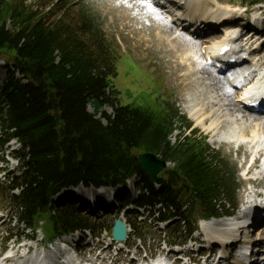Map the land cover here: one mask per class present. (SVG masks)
Masks as SVG:
<instances>
[{"label":"trees","instance_id":"1","mask_svg":"<svg viewBox=\"0 0 264 264\" xmlns=\"http://www.w3.org/2000/svg\"><path fill=\"white\" fill-rule=\"evenodd\" d=\"M63 28L48 25L21 0H0V57L9 72L0 88V147L11 138L21 145L20 171L6 177L8 188L0 183V196L13 203L19 224L35 234L43 224L49 240L94 227L77 207L57 206L51 197L79 184L115 187L133 176L142 191L136 204H161V217L179 216V226L227 212L222 201L234 205L236 187L205 138L180 130L172 142L176 124L189 123L155 85L127 94L131 100L123 103L115 58L101 44L98 57L87 52L77 39L64 37ZM104 105L112 108V115L101 112L106 125L95 117ZM142 151L172 163L159 188L138 165Z\"/></svg>","mask_w":264,"mask_h":264},{"label":"rangeland","instance_id":"2","mask_svg":"<svg viewBox=\"0 0 264 264\" xmlns=\"http://www.w3.org/2000/svg\"><path fill=\"white\" fill-rule=\"evenodd\" d=\"M21 1L28 9L44 15L45 23L48 25H64L63 36L67 37L69 35L70 37L77 39L87 47V52H92L94 56L98 57L99 44H101L104 50H107L112 56H114L116 63H118L119 70V74L115 79V85L121 89L123 96L127 95L125 90H130L132 93H135L140 87H146L149 85L152 79L160 81L162 93H164L169 98L170 102L175 104L180 113L190 121L192 125L191 128L195 127L198 130L197 135L207 137L209 146L220 153L221 158L229 169L230 174L228 177H232L234 184L238 187L235 192V198L238 204L237 208L240 207L245 192L247 191L248 195L249 191L252 190H248V186L245 185L240 176L242 159L243 157L245 158V155L250 156V154L246 152L245 147L239 149L241 153H235V148H232L233 145L229 146L232 142L227 141L231 134L230 131L227 133L228 128L225 129V125L222 126L221 129L218 128V132H211L206 131L201 125L195 124L194 120L188 114L187 106L190 104L189 100L192 98L190 93L192 91L196 93V89L192 84H182V77H176V75L171 72V66L175 65V61H179L178 55L182 54L184 51L187 52L188 50L193 49L197 58L199 57L198 43L195 44V41L183 34L184 37H182V35L181 39H179L181 47L174 50V53H171V48L169 53V47L166 45L165 41L168 39V44L171 47L174 43L173 36L176 33L178 34L179 30H176L175 23L171 24L165 22L160 12L156 9H152L154 6L148 5L145 0H63L54 7L52 6L54 0ZM216 1L227 3V0ZM217 3L223 6L219 2ZM231 6H238V3H235L234 5L232 4ZM242 10L243 9H241L240 6L237 10L236 8H233L232 11H234V14L236 15L237 11L241 13ZM260 10L264 12V7L261 6ZM170 25L174 26V30H172V28L170 29ZM203 43L204 42L200 43V48ZM206 43L208 44L209 42L207 41ZM172 55H177V57L172 58ZM122 56L128 57L129 59H123L121 58ZM198 60L200 61V57ZM99 66L101 67V70L105 68V64L102 61L99 63ZM180 72L181 70L177 73ZM8 73L6 64L2 60V57H0V87L6 81ZM199 75L202 74L200 73ZM122 102L125 103L126 101L122 100ZM88 111L94 113L91 106L88 107ZM101 111L107 115L112 113V109L109 105L102 106L100 112ZM254 116L255 115H252L251 118H259L258 116ZM103 122L106 123L105 119ZM187 133L188 131L185 132V134ZM178 136L179 131H174L171 140L175 141ZM215 139L219 141H213ZM18 150L19 146L12 140L5 148L0 150V159L3 160V162H0L1 182L4 180L3 173L15 174L18 171L19 165L17 164V161L10 156L13 151ZM243 152L245 155H243ZM171 165L172 164L169 163L167 167H171ZM136 184L137 179H134L131 180L130 184L126 182L124 187H118L116 196L119 197L118 199L120 200V203L124 202L127 198H131L132 200L137 199L138 191L135 188ZM252 184L254 187L263 185L262 181L260 185ZM78 189H82L85 192H93L92 189L84 187H76L74 190ZM257 191L259 193L261 192V190ZM78 192L82 191L79 190ZM63 194H65V192L56 195L54 197L55 202L58 204H64L61 203L63 200H58V197L63 196ZM107 196L111 197L110 191L109 194L107 193L106 196L103 197V199H106ZM119 208L120 205L116 202L113 207L111 206L107 209L102 206L99 212L92 214L94 217L100 216L101 218L95 220L93 217L92 221H95L96 225L99 221H103L104 225H111L116 218ZM127 209L130 211L128 214L129 218L133 220L134 217L137 216V213L133 211L134 208L132 206H129ZM0 210L3 213V217L0 219V245H6L8 249H11L15 238L7 242V237L9 235H25L28 231H24V227L15 222L14 209L9 200H3L0 198ZM81 210L83 211L82 216H84L86 211L90 213L89 209L86 207H83ZM152 212H150L151 214H148L145 211L143 217H140L137 220H142L136 224L138 227H141V229L130 231L129 238L126 242L128 245H134V247H137L140 250V253L144 254L140 255L141 257L139 258L149 254H156L158 250L163 247V244L160 243L161 240L165 241L167 239L172 240L175 238L171 234V229L167 231L163 225L155 226L154 221L151 219ZM215 220L207 222L213 223ZM143 228L146 229V232H142L140 239H136L135 233L141 231ZM164 232H166V235H164ZM96 235L97 237L94 238V241L96 242L100 240L99 243L96 242L98 243V248L101 249L104 247L96 255L100 258L103 253H106L105 255L107 257H114L115 253L112 252L111 254L113 255L108 254L109 250L106 252V246L102 242L104 241L103 237L107 236V233L102 232ZM256 235L257 234H255V236ZM28 236H30L29 233L25 235L19 243H25V246H32L33 248L37 246V249L41 250L40 242L44 238L42 231L40 230L38 235L32 241L26 239ZM194 236H196V234L191 237L193 238ZM155 244H158V249H156ZM189 246L190 245H187L186 247ZM88 248L91 249L92 247ZM84 249L85 252H88L89 250L86 248ZM20 251L21 249L19 252ZM111 251L114 250L111 249ZM13 252H15V248H13ZM137 253H139V251Z\"/></svg>","mask_w":264,"mask_h":264},{"label":"bare ground","instance_id":"3","mask_svg":"<svg viewBox=\"0 0 264 264\" xmlns=\"http://www.w3.org/2000/svg\"><path fill=\"white\" fill-rule=\"evenodd\" d=\"M216 0H189V6H190V13L188 15L189 21L199 19L201 15H209L211 14L212 16L216 15L217 13L214 12V9L218 11L219 13L225 14L227 18H232L229 22L234 25L241 26L243 25V28L246 27V24L243 21V18L239 16V14L236 13L234 14L233 8H229L227 6H221L219 5ZM220 3V2H219ZM202 4V5H200ZM221 4V3H220ZM209 5V6H208ZM211 5V6H210ZM152 9H156L155 6L152 7ZM236 19V21H235ZM183 23H186L185 21L180 23L181 25ZM176 25V24H175ZM185 25V24H184ZM183 25V26H184ZM176 27V26H175ZM176 27V30H179L178 34L176 33L174 37V43L171 45L168 44V39H166V45H168L169 49L168 52L170 53V49L172 48L171 53H174V50H177L178 48L181 47V42H179V39H181V36L183 35V32L181 29ZM174 30V26L170 25V29ZM199 29V28H197ZM215 30V28H213ZM202 33H208L207 37L212 41L214 40L215 36L217 33H210L211 29L210 28H202ZM191 32H194V28L191 30ZM234 32H231L232 34ZM196 39L194 37H191L193 41H195V44L198 43L200 46L201 39L199 36L201 35L196 33ZM254 35H260V32L254 33ZM184 37V35L182 36ZM253 37L247 38L246 40H252ZM200 41V42H199ZM209 42V41H208ZM184 43V42H183ZM204 44V43H203ZM211 43H208L210 45ZM198 46V47H199ZM207 46L205 49H207ZM264 47H262V50ZM177 52V51H176ZM172 58H176L177 55H172ZM199 57L197 58V55H195V52L193 49L188 50L187 52H183L182 54L178 55V62L175 61V65L171 66V72L177 76L182 77L183 83L182 84H192V86L195 87L196 93L192 91L190 93V96L192 97L189 100V105L187 106L188 108V114L190 117L194 120L196 125H201L206 131H216L218 132V128L221 129L222 126H224L225 129H227V133L230 131V136L229 139L233 140H227L229 142L235 141L239 142L238 147L239 149H243L245 147L246 152L249 153L250 155L256 152L257 148H260V156L263 155L264 152V115H255L258 116L259 118H251L253 113L249 112L246 110L243 106H241L239 100L237 99L236 95V90L234 87L229 86L225 80L222 78V76L218 73H215L209 66H207L205 63L202 64L199 60ZM263 59V62H262ZM261 66H264V56L260 60ZM179 70H181L180 73H177ZM264 70V68H262ZM202 75H199V74ZM264 75V71L262 73ZM264 88V85H261L258 87ZM195 97V98H194ZM199 101V102H198ZM254 116V117H255ZM220 131V130H219ZM216 135V134H215ZM219 138V137H218ZM217 139L213 140L216 141ZM219 141V140H217ZM223 142V141H222ZM245 155V154H244ZM249 156L245 155V158H248ZM256 179L254 181H250L251 183H254L255 185H260L261 180ZM258 181V182H257ZM131 181L128 182L130 184ZM263 184V183H262ZM264 184L259 187H262L264 190ZM82 192H78V191ZM263 190L259 193L257 189H252L249 191L248 195H246L248 198L251 196H259L260 194L263 193ZM103 191V192H102ZM109 191L111 192V197L107 196V200L103 199V197L106 196V194H109ZM118 189H111V188H102L98 190H93V192L85 193L84 190L78 189L75 191L76 196H79V198H76L81 201H85V199L82 197L83 194L86 195V199L88 203H95L93 196L97 197L100 203L103 202H110L111 199L116 195ZM247 191L245 192V194ZM89 194V195H88ZM101 195V196H100ZM58 200H63L62 197H58ZM247 213L243 210L242 211V216H236L231 219H216L213 223H208V222H202L201 223V228L205 232V235L208 238L212 239L215 237V235H222L226 236V234L230 233L228 232V228L231 225H234L235 222L232 219L235 220H240L243 216H246ZM122 221H124V216H120ZM255 218H252L251 221L255 222ZM125 222V221H124ZM257 222V221H256ZM249 226H241L239 227L238 231L241 233H246L248 229H251ZM259 228L256 230L254 234H248L250 239H253L258 235ZM233 232V231H231ZM257 234L256 236H254ZM74 236V237H72ZM73 238H78V235L74 234L72 235ZM128 235L126 239L121 242V245L127 242ZM102 241V240H101ZM100 240L98 241V243ZM98 243H92V248L91 252L94 254L90 256L89 258L85 257L83 263L81 264H113V258L115 257H107L103 253V255L100 256V258L96 255L100 250L103 248H98L97 244ZM218 243H213L212 247H219L217 245ZM216 245V246H215ZM215 246V247H214ZM30 247L27 246H20L18 248H15V255H19V250L23 249V251H26ZM59 253L63 255V258H65L68 262V264H74V258L72 254H70L69 249H64L63 245L57 244L55 247ZM106 252L109 250V246L105 247ZM13 250V249H12ZM138 252V250H136ZM135 251V252H136ZM136 252V253H137ZM163 253V252H162ZM172 253V252H171ZM108 254H111L108 252ZM22 256H19V258H22ZM96 255V256H95ZM113 255V254H111ZM115 255V254H114ZM170 253L167 254L169 256ZM141 257V256H140ZM148 257V258H147ZM143 258V259H142ZM142 258H138L136 260H129L126 264H165L164 259L162 256H143ZM257 259V257H256ZM136 261V262H135ZM172 264H176V261L173 262ZM232 264H243L240 260H234ZM264 264V263H262Z\"/></svg>","mask_w":264,"mask_h":264},{"label":"water","instance_id":"4","mask_svg":"<svg viewBox=\"0 0 264 264\" xmlns=\"http://www.w3.org/2000/svg\"><path fill=\"white\" fill-rule=\"evenodd\" d=\"M139 166L144 170L152 181L156 184H161L164 178L160 175L161 171L166 166V162L158 159L150 152H143L137 155ZM126 228L120 219H117L112 229V235L117 240L125 238Z\"/></svg>","mask_w":264,"mask_h":264}]
</instances>
